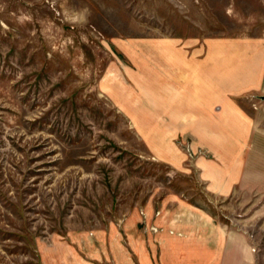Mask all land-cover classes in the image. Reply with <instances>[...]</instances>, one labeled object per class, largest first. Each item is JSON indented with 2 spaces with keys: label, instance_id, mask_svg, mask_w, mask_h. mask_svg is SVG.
Masks as SVG:
<instances>
[{
  "label": "rangeland",
  "instance_id": "1",
  "mask_svg": "<svg viewBox=\"0 0 264 264\" xmlns=\"http://www.w3.org/2000/svg\"><path fill=\"white\" fill-rule=\"evenodd\" d=\"M241 37L264 0H0V264H264V87L242 147L196 103Z\"/></svg>",
  "mask_w": 264,
  "mask_h": 264
},
{
  "label": "crops",
  "instance_id": "2",
  "mask_svg": "<svg viewBox=\"0 0 264 264\" xmlns=\"http://www.w3.org/2000/svg\"><path fill=\"white\" fill-rule=\"evenodd\" d=\"M215 44L220 45V51L224 55L223 59L230 58L234 61L232 64L234 66L233 77L224 82L220 79V72L218 73L216 70L215 76H212L213 71H208V74L203 72L205 76L202 74L199 76L201 86L209 88L212 85L216 94L205 95L199 90L196 103L205 111L207 129H211L215 124L223 129L224 124L227 123V128L229 130L232 128L236 133V144L242 147L249 141V136H252L256 124L261 121L260 113L251 112L242 103V99L247 93L260 91L264 87V39L241 37L222 42H211L209 45ZM204 45H208V43ZM213 88L211 87V89ZM204 106H210V108L204 110ZM213 113H216V116ZM224 137L226 136L224 135L222 138ZM207 146L212 148L210 142ZM233 160L240 162L237 158H233Z\"/></svg>",
  "mask_w": 264,
  "mask_h": 264
},
{
  "label": "water",
  "instance_id": "3",
  "mask_svg": "<svg viewBox=\"0 0 264 264\" xmlns=\"http://www.w3.org/2000/svg\"><path fill=\"white\" fill-rule=\"evenodd\" d=\"M263 99H264V97H263Z\"/></svg>",
  "mask_w": 264,
  "mask_h": 264
}]
</instances>
